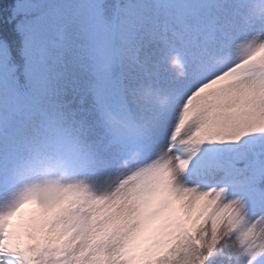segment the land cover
<instances>
[{"label": "snow or ice", "instance_id": "1", "mask_svg": "<svg viewBox=\"0 0 264 264\" xmlns=\"http://www.w3.org/2000/svg\"><path fill=\"white\" fill-rule=\"evenodd\" d=\"M0 264H264V0H0Z\"/></svg>", "mask_w": 264, "mask_h": 264}, {"label": "rangeland", "instance_id": "2", "mask_svg": "<svg viewBox=\"0 0 264 264\" xmlns=\"http://www.w3.org/2000/svg\"><path fill=\"white\" fill-rule=\"evenodd\" d=\"M223 62H224V57H223L222 55H217V56L212 60L211 63H213V64H221V63H223ZM203 70H204L203 68L197 66V68H196L194 71H196V72H200V71H203ZM189 74H191V72H190ZM183 78H184V77L181 76V75H179V74H177V76H176V79H183ZM161 100H163V95L161 96Z\"/></svg>", "mask_w": 264, "mask_h": 264}]
</instances>
